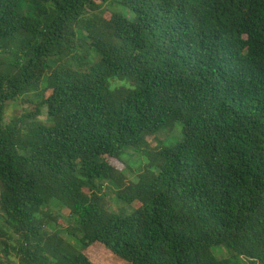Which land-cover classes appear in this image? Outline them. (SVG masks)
Here are the masks:
<instances>
[{
    "label": "trees",
    "instance_id": "obj_1",
    "mask_svg": "<svg viewBox=\"0 0 264 264\" xmlns=\"http://www.w3.org/2000/svg\"><path fill=\"white\" fill-rule=\"evenodd\" d=\"M0 243V264H264V0H0Z\"/></svg>",
    "mask_w": 264,
    "mask_h": 264
},
{
    "label": "rangeland",
    "instance_id": "obj_2",
    "mask_svg": "<svg viewBox=\"0 0 264 264\" xmlns=\"http://www.w3.org/2000/svg\"><path fill=\"white\" fill-rule=\"evenodd\" d=\"M104 10H102L103 15L105 14L106 17L110 16V11L112 12H116L120 15H123L124 17L128 18L129 17V13L130 11L128 9H126L123 6H120L118 4H114V5H107L103 8ZM106 12V13H105ZM45 96H48V93L46 92ZM29 98V97H28ZM30 99V98H29ZM33 100V97L31 98ZM24 101H26V98L18 100L16 102L10 103L8 105V110L6 112V119L7 121H10L12 118H19L23 115L24 111L30 108H33V106H35V104L33 103H25ZM29 101V100H28ZM44 117L45 114H44ZM176 134H179V130L176 129L175 133H169L168 134V140L165 141V134H161L160 136H158V140L150 138L149 142H151L152 148H158L159 146H174L175 143H171L172 141L174 142L179 136H177ZM167 138V137H166ZM159 141H161V143H158ZM156 142V143H155ZM125 160L128 163V167L126 168V176L128 181L130 182H136L138 180V169L141 167L140 164V160H138L137 158H132L129 157L128 155L125 156ZM115 192V191H114ZM109 193V192H108ZM108 199H107V204L109 206L110 209L115 210V211H119V210H125L126 212H131L136 205L133 206H128V205H124L122 203H117L115 202V195L113 192H111L108 195ZM53 211L56 212L61 220V229H59V231L62 233L64 232L65 229L69 223H68V219L70 217V213L67 209H61V207L59 206H54L53 207ZM1 245V243H0ZM3 247L0 246V254L2 253ZM98 250H100L99 248H95L89 251V253L91 254V256L96 260L94 254L96 255L98 253ZM11 257L14 258V260L17 262L18 259L16 258L15 252H11Z\"/></svg>",
    "mask_w": 264,
    "mask_h": 264
}]
</instances>
